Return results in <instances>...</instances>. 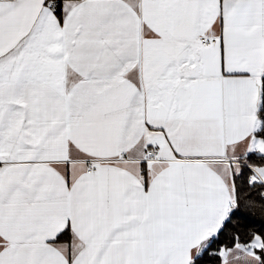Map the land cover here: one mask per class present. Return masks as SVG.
<instances>
[{
  "label": "snow or ice",
  "instance_id": "snow-or-ice-1",
  "mask_svg": "<svg viewBox=\"0 0 264 264\" xmlns=\"http://www.w3.org/2000/svg\"><path fill=\"white\" fill-rule=\"evenodd\" d=\"M0 264H264V0H0Z\"/></svg>",
  "mask_w": 264,
  "mask_h": 264
}]
</instances>
